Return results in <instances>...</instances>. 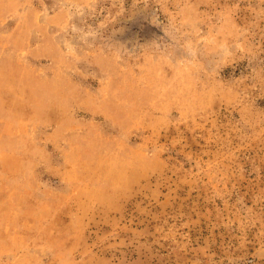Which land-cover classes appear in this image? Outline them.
<instances>
[{
	"label": "rangeland",
	"instance_id": "rangeland-1",
	"mask_svg": "<svg viewBox=\"0 0 264 264\" xmlns=\"http://www.w3.org/2000/svg\"><path fill=\"white\" fill-rule=\"evenodd\" d=\"M0 264H264V0H0Z\"/></svg>",
	"mask_w": 264,
	"mask_h": 264
}]
</instances>
